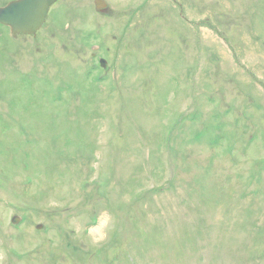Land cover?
<instances>
[{
    "label": "rangeland",
    "instance_id": "rangeland-1",
    "mask_svg": "<svg viewBox=\"0 0 264 264\" xmlns=\"http://www.w3.org/2000/svg\"><path fill=\"white\" fill-rule=\"evenodd\" d=\"M107 1L0 25V264H264V0Z\"/></svg>",
    "mask_w": 264,
    "mask_h": 264
},
{
    "label": "water",
    "instance_id": "water-1",
    "mask_svg": "<svg viewBox=\"0 0 264 264\" xmlns=\"http://www.w3.org/2000/svg\"><path fill=\"white\" fill-rule=\"evenodd\" d=\"M56 0H15L0 9V20L13 32L35 33L46 20L51 4Z\"/></svg>",
    "mask_w": 264,
    "mask_h": 264
}]
</instances>
